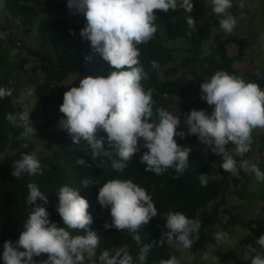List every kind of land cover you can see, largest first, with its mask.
Returning <instances> with one entry per match:
<instances>
[{"label": "clouds", "instance_id": "9594fccd", "mask_svg": "<svg viewBox=\"0 0 264 264\" xmlns=\"http://www.w3.org/2000/svg\"><path fill=\"white\" fill-rule=\"evenodd\" d=\"M177 3L178 0H67L70 10L74 9L75 13L85 17L80 37L90 42L91 50L108 64L110 70L106 76L81 78L78 87L64 92L59 106L64 118L59 120V125L70 135L73 144L84 141L92 157L101 160L107 157L110 161L108 166L117 172H124L127 162L140 151V139L146 149L140 155V163L146 165L145 172L162 176L172 168L177 174L174 178L178 179L188 167L191 149L178 145L174 139L185 136L184 131H177L181 119L163 108L155 109L153 119L152 90H145L141 84L148 78V73L139 62L137 47L147 43L156 32L155 12L175 11ZM210 3L212 13L220 17L219 27L226 34H231L236 26V19L227 11L232 7V0H210ZM180 6L188 13L186 23L191 29L194 24L189 15L193 8L192 0H181ZM239 7H244L243 0H240ZM69 34L74 35L71 30ZM6 35V32H0V39ZM89 59L85 56V60ZM159 67L156 61L151 62L153 70ZM11 94V89L0 86V100ZM200 98L213 106L211 114L204 110H191L184 116L187 135H195L207 146V150L220 156V168L224 172L235 176L239 167L252 172L258 182H264V171L258 165H250L246 160L238 164L226 149V145H234L239 156L251 150L252 131L264 129V89L255 82L219 70L200 84ZM5 119L22 129L21 138L25 141L36 137V129L27 110L9 113ZM98 131L106 133V137L97 138ZM105 142L111 151L105 147ZM22 147L27 148V143ZM74 163L88 167L83 157L77 158ZM11 166V175L15 178L25 173L29 176L41 174L40 161L34 154L21 153ZM198 179L204 187L209 175L201 173ZM82 187H88V181H83ZM27 191L28 217L18 239L3 243L0 262L37 264L33 258L45 253L48 258L40 264H84L83 253L95 249L100 237L89 230L93 219L87 211L89 204L79 194L80 191L67 185L57 191L55 207L63 227L50 221L46 210L48 197L38 186L28 183ZM96 199L102 208L109 210L111 223L105 222L103 227L106 230L114 228L132 234L131 239L139 247L138 264H145L156 243L189 249L199 239V219H190L179 211H169L162 214L167 231L162 233L161 239L144 243L138 230L158 215L157 209L146 190L131 179L106 181L100 186ZM37 200L41 203L37 204ZM74 229L83 230L85 234L72 235L70 230ZM214 238L219 244L229 237L227 232L220 231L214 234ZM256 244L259 250L246 246L249 254L255 253L251 264H264V234L260 235ZM95 264L135 262L127 246H123L117 247L114 253L103 250ZM159 264L180 262L175 256H170L161 259Z\"/></svg>", "mask_w": 264, "mask_h": 264}, {"label": "trees", "instance_id": "16d2710c", "mask_svg": "<svg viewBox=\"0 0 264 264\" xmlns=\"http://www.w3.org/2000/svg\"><path fill=\"white\" fill-rule=\"evenodd\" d=\"M181 0H178L175 11L169 10L167 13L156 11L154 24L156 32L147 43L137 45L139 49V62L146 73H163V80L160 81L154 91H152L153 112L155 119V109L163 108L169 111L173 100L180 102L177 105L179 112L178 118L181 119L191 110L208 111L209 105L200 98V84L208 80L216 71L223 70L234 75V63L241 62L244 58V50L248 45V39H242L235 34L226 39H216L214 44L206 52L203 49V36L196 29V18L194 13H189L194 20V24L189 29L186 23L188 13L180 6ZM194 7V5H193ZM57 7L51 0H7L1 11L5 18V24H0V32H6L5 38L11 41L10 31L12 27L19 30L18 25H13L15 20H20L24 28L25 35H31L37 47L33 50L24 48L28 55L37 58L39 63L32 68V76L26 77V71L23 66L26 59L20 60V65H16V59L21 51L10 49L6 53L0 45V86L12 90L11 96L0 100V121L8 129L9 142L8 149L10 153H4L3 146L0 143V252L3 251L5 241L15 242L22 230L23 223L28 217L30 206L26 204L28 195L27 184L35 183L39 190L48 197L46 210L49 213V219L55 222L58 227L63 226L56 211L57 191L61 186L67 185L85 198L89 204L88 212L91 214L93 222L89 225V230L94 231L100 237L98 246L91 251L94 252V259H85L84 264L96 262L97 257L103 250L115 252L117 247L127 246L132 255L135 264H138L137 256L139 247L131 239V233L127 230L117 231L114 228L105 229V222L111 223L108 208H102L97 202V194L100 186L111 179H131L138 183L151 196L154 206L157 209V216L152 218L145 226L138 230L144 243L159 241L162 233L166 232L165 219L162 214L169 211L182 212L190 219H199L201 222L198 233L199 239L194 241L189 249L182 250L190 252L197 257V250H202L209 246H218L226 243L231 238L230 231L235 227L248 228L252 222L244 220L237 212L240 206L232 207L230 210H220L219 206L213 205L218 198L225 197L231 193L230 181L232 175L224 172L220 168L221 157L213 154L211 151H199L191 149L188 167L179 175L178 179L174 169L169 168L162 176H155L152 173L145 172V164L140 163V155L146 151L141 149L134 154L127 162L124 172H117L110 168L109 163L104 168H99L90 155L82 148L86 143L80 141L79 144H73L70 135L66 131L51 132L50 127L64 118L62 113L55 117H50L54 111L52 103L54 96L52 89L66 81L70 76H74L71 87L79 86L81 78L87 76L103 75L106 76L110 69L96 70V66L86 67L84 65L85 56H90L87 48H84L75 38V33L80 31L86 23L83 14L75 13V10L69 9L73 18H77L76 24L67 18L55 19L51 13L55 12ZM227 11L236 15L241 12L237 6H233ZM63 13V9H61ZM214 27H219V20L213 21ZM74 35H70L69 31ZM163 37L183 44L180 49L168 47L163 42ZM2 39H0L1 42ZM234 44L238 47L237 54L229 56L227 46ZM13 52L15 53L13 55ZM176 53L180 54V62L177 66H171L176 60ZM156 61L160 67L156 70L151 68V62ZM181 70V74H179ZM42 73V83L35 72ZM245 81L255 82L261 89H264V69L255 68L253 72L244 77ZM197 85V98H189L192 91V84ZM35 84L34 98L35 107L30 113V119L36 129V137L42 136L49 144L55 146V150L47 152L40 156V173L29 176L22 174L21 177H12V164L20 158L21 153L34 152L33 137L30 141L21 138L22 129L14 127L5 119L9 113L15 114L23 110V107L16 106L13 102L18 97L20 90ZM37 84V85H36ZM145 90L149 89L148 78L141 81ZM63 95H60L59 104L62 103ZM170 112V111H169ZM98 136H104L106 133L98 131ZM196 136L184 140H176L178 145L188 147L196 143ZM27 143L28 147H22ZM78 146H82L79 147ZM230 148L234 145L228 144ZM86 152V153H85ZM254 154V143L251 144V150L246 154L232 157L237 160H248ZM262 150H259V157L253 164L258 165L261 171H264V156H261ZM83 157L88 167L76 165L77 158ZM201 173L209 175L208 183L202 187L199 183L198 175ZM237 175L242 179L240 191L236 196L240 201H249L255 195L248 192V186L253 184L256 179L252 172L245 173L243 169L237 170ZM88 181V187L83 188L82 182ZM37 204L41 202L37 200ZM222 216H227L225 223L221 222ZM216 225L221 227L220 231L228 233V239L225 242L217 243L214 235L209 231ZM72 235H84L83 230H71ZM167 243L160 245L154 244L150 250L145 264H159L161 259H168L175 256L173 253H166ZM176 246V245H174ZM22 250V249H21ZM176 257V256H175ZM48 254L42 253L39 257L33 259L40 262L47 260ZM219 264H248L240 259L237 252L230 249L227 252L215 254ZM203 264V263H201Z\"/></svg>", "mask_w": 264, "mask_h": 264}, {"label": "rangeland", "instance_id": "374dc122", "mask_svg": "<svg viewBox=\"0 0 264 264\" xmlns=\"http://www.w3.org/2000/svg\"><path fill=\"white\" fill-rule=\"evenodd\" d=\"M7 0H0V24H5V18L2 15L1 11L4 7V4ZM52 4L57 7L55 12H52L51 15L58 19L60 15H63L62 18H67L72 20L74 23L78 24L79 20L77 18H73L72 13L69 12V8L67 7V0H51ZM194 7L192 8L191 13H194L196 18V29L203 36V49L207 52L209 48L214 44L215 40L221 39L224 40L228 36L235 34L237 37L242 39H248V45L244 50V58L241 62L234 63L235 76H239L242 79L249 73L253 72L255 68L264 69V0H243L244 7H239L240 0H232L233 6H237L241 9V12L234 15L230 11L231 14L236 19V26L234 27L231 34H226L221 28L214 27L213 21H217L220 19L219 16L213 14L211 11L212 5L210 0H192ZM61 9H63V13H61ZM14 26L18 25L19 30H16L14 27L10 30L11 41L8 38H4L1 40L0 45L2 49H5L6 53L10 51V49H15L21 51L20 56L16 59V65H20L21 59H26V64L23 66V70L26 71V77L32 76V68H34L39 61L37 58L32 57L27 54L26 48L35 49L37 47L34 42L32 36H34V32L31 35H25L24 28L21 26L22 23L20 20L14 21ZM80 31L75 33V38L84 48H87L90 52V59L85 60L83 63L86 67H94L96 66V70H105L109 69L108 64L101 59V57L94 53L90 48V42L84 41L80 35ZM216 38V39H215ZM163 42L171 48L180 49L183 47V44L179 41L172 42L167 38L163 37ZM15 47V48H14ZM25 48V49H24ZM229 56L233 57L237 54L238 47L234 44H230L227 46ZM177 60L171 64V66H177L180 62V54L176 53ZM179 74H181V70H179ZM38 75L40 81L37 84L42 83V73L40 71L35 72V76ZM164 74L158 73L148 74L149 88L154 91L155 86L163 80ZM75 80L74 76H70L66 81L61 84L56 85L51 93L54 96V101L52 103V107L54 111L51 112L50 117H55L59 112V99L60 95H63L64 92L68 91L71 88L73 81ZM36 84V85H37ZM192 84V91L190 92L189 98L191 100H195L197 98L196 88L197 85ZM34 89L35 84H31L24 89L20 90L18 93V97L13 99V102L16 106L23 107L27 111H32L36 104V99L34 98ZM180 101L177 99L173 100V104L169 107L170 113L175 116H179V112L177 109V105ZM213 106L208 107V111H205L208 114H211ZM186 116V115H185ZM184 118V117H183ZM51 132L58 131H66L63 130L59 121L50 127ZM177 131H184L185 136L183 138L176 136L175 140H184L186 138L193 137L195 135H187V126L184 121L182 124L178 126ZM67 132V131H66ZM252 143H254V154L247 161L251 165L254 163V160L259 157V150H262L261 156H264V129L256 128L252 131ZM106 137V135H104ZM100 136L98 135L97 138ZM9 142V134L8 129L4 127L3 123L0 121V143L3 146L4 153H10L8 149ZM142 139L138 140V147L140 150L142 147ZM34 152L33 154L38 158L41 155L55 150V146L49 144L42 136H38L33 140ZM82 147V146H78ZM105 147L108 148L107 142H105ZM190 149L199 150V151H210L207 150V146L197 140L196 143L188 145ZM82 148L90 155L94 163L99 168H104L110 161L107 157L94 158L91 155L90 150L87 145H84ZM226 149L228 150V154L233 156L236 155L234 148H230L226 145ZM111 151L110 148H108ZM85 152V153H86ZM246 154V153H245ZM244 155V154H243ZM245 173H250V171L244 170ZM242 185V179L237 174L231 177L230 181V192L225 195L223 198H218L214 201L213 205L219 206L220 210H230L232 207L240 206V210L237 212L240 216L246 220L252 222V225L248 228H240L235 227L230 231L231 238L226 243L218 245V246H209L202 250H197V257L187 251L182 250L178 246L167 245L165 252L175 254L176 258L179 260L180 264H219L215 258V254L219 252H227L230 249H233L237 252L240 259L251 264V259L254 257L255 253H248L247 245H251L253 248L259 250V246L256 244V240L260 237V235L264 234V182H258L257 180L248 186V192L255 195V197L249 201H240L236 192L240 191ZM227 220V216H222L221 222L225 223ZM255 226V227H253ZM63 227V226H60ZM221 227L216 225L212 228L209 233L214 235L217 232H220ZM72 233V231L70 230ZM85 259H94V252L91 250H86L84 253ZM207 256L208 259H204ZM249 256V257H248ZM2 264V262H0ZM94 264V263H90ZM233 264V263H229Z\"/></svg>", "mask_w": 264, "mask_h": 264}]
</instances>
